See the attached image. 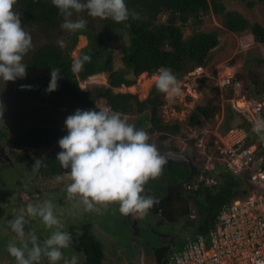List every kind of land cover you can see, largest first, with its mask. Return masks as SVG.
Masks as SVG:
<instances>
[{"label":"trees","instance_id":"16d2710c","mask_svg":"<svg viewBox=\"0 0 264 264\" xmlns=\"http://www.w3.org/2000/svg\"><path fill=\"white\" fill-rule=\"evenodd\" d=\"M225 1L227 0H126L130 9L127 20L117 22L111 18L99 17V24L95 25L92 23L93 20L88 18L97 17L89 16L87 10H83L79 13L74 12L72 19L83 16L87 20L86 26L71 31L61 28L64 17L52 0H16L14 6L20 8L26 23L40 26L46 40L29 50V55L24 59L27 64L26 75L13 80L9 95L19 102L38 103L41 107L50 109L64 107L67 115L77 108L98 110V107H107L119 111L122 118L123 115L135 116L136 120L133 123L137 127H142L147 132H157L160 139L168 138L170 134L179 132L181 121L164 119L165 92L159 90L155 82L142 99L135 92L115 88L122 84L132 85L140 73L150 74L161 65L169 66L178 79L197 65L205 66L212 58L211 50L219 43L216 31H204L201 27L203 17L210 13L220 16L221 24L226 29L236 33L249 31L254 42L264 46V13L260 21L250 22L239 11L227 9ZM238 1L247 8H252L259 2L264 8V0ZM162 13H165V19L160 21ZM190 21L192 32L184 37L183 28ZM79 35L86 37V44L78 49L77 57L83 52H88L92 58L84 64L81 71L74 72L71 68L74 61L72 51ZM118 40H121L119 45ZM116 49L121 50V67H114ZM238 59L240 56L235 55L230 63L235 65ZM51 67H59L61 73L57 88L46 91ZM98 73L106 75L107 83H97L84 89L79 87L80 81ZM197 80L202 82L204 79L199 77ZM236 80L249 82L248 86L255 96L264 93V87H258L257 80H249L240 72L235 73L231 79ZM227 92L226 98L233 94V89L229 87ZM40 108L35 110L36 120L25 117L24 123L13 127V135L9 140L12 147L19 150L16 158L29 161L30 164L35 161V153L44 147L52 146L47 157L39 165V172L45 177L62 175L67 169L61 167L56 154L61 150L58 139L67 133V128L65 123H62L63 120L50 119L49 114ZM220 108L222 106L216 103L214 98L198 101L185 122L191 126L200 125L204 120L211 119ZM227 109L229 110V107ZM234 126L246 130V144L264 140L243 118L241 123L228 126L227 129ZM219 174V182L216 185L211 187L199 183L196 188H191L185 207L180 211L181 216L190 213L188 203L190 196L196 197L199 202L203 198L210 205L217 201L220 206L226 199H231L230 196L235 191H240L243 195L247 193L245 186H240V177L239 179L237 175L229 172ZM190 180L192 181V178ZM214 217L211 215L210 222H207L208 226L204 225L200 229H208ZM84 226L85 234L70 242L78 252L77 264H106L103 244L91 233L89 224ZM70 228L74 230L72 226Z\"/></svg>","mask_w":264,"mask_h":264},{"label":"rangeland","instance_id":"374dc122","mask_svg":"<svg viewBox=\"0 0 264 264\" xmlns=\"http://www.w3.org/2000/svg\"><path fill=\"white\" fill-rule=\"evenodd\" d=\"M225 5L227 9L239 11L250 22L260 21L264 13L262 3L259 2L252 8H247L238 0H227L225 1ZM15 8L21 13L20 19L23 27L26 31L31 33L32 48L43 43L46 39H44L42 35L40 26H32L26 23L20 8ZM88 19L93 20L92 23L95 25L99 24V17ZM164 19L165 13H162L159 20L163 21ZM190 23L191 21L183 28L184 37L192 32ZM201 27L204 31H216L218 33L219 43L211 50L212 58L203 67V71L200 75L195 74L188 76L186 73L178 79L181 87V91L178 94L165 92L164 99L166 103L163 106V117L165 120L178 119L181 121L179 132L172 135L170 134L168 137L169 139L166 138V141H169L171 144H177L178 146H176L178 149L190 150L195 165L199 166L198 168L202 173L209 175L211 174L210 172H212L217 184L219 182V173L222 172L227 174V171L221 168V164L214 157L215 140L218 139L219 135L224 134L228 126H233L242 122L241 115L238 114L229 101L233 94L226 98L229 87L220 89L219 86H217V80L223 79L224 77H233L235 73L240 72L249 80H257L258 87L260 86V88H263L264 46L254 42L253 36L249 31L236 33L226 29L221 24V17L213 13L203 17V24ZM120 42L121 40H118L117 44L119 45ZM85 44L86 37L84 35H79L77 44L72 51L74 59L77 57L78 49ZM120 51V49L114 51V67L122 66ZM29 53L28 51L24 55V59ZM235 55H239L240 59L237 60V64L232 65L230 60ZM199 77H202L204 80L198 82L197 78ZM153 81H155V76L153 74L149 76L145 75V73L141 74L138 76L135 82L136 84L128 88L127 91L137 93L138 97L142 99L145 97L151 84L154 83ZM238 81H240L238 89H241L249 95H254L248 86L249 82L247 83L246 80ZM12 83L13 80L6 82L0 80V101H3L5 106L2 117L3 121H0V141L11 158V162L5 160L0 161V264H16L15 257L9 253L7 246L10 241H16L17 243L19 241L16 233L11 230L7 221L24 209L28 202L51 199L54 202L57 215L62 219L65 226H69L73 217H80L83 211L81 206L83 204H80V202L77 201L78 199L75 197L71 199L67 198L64 187V185L69 182L67 177L62 181H57L55 179L57 175L54 177H45L40 174L39 167L34 168L37 158L40 159V164H42V159L44 157L42 152L50 151L52 146H49V149L44 148V150L41 149L39 152L35 153L36 158L33 164H30L29 161H21L16 158V154L19 150H15L9 140L13 135L12 129L13 127H18L19 123H24L25 117H28L30 120H36L35 110L39 109L41 105L38 103L29 104L27 102H19L18 100L12 99L9 95ZM97 83H107L106 75L102 73L93 77H88L86 80L80 81L79 87L84 89ZM121 88H123V86H121ZM211 98H214V101L219 103L222 108H220L211 119L204 120L200 125L191 126L186 124L185 120L194 105L198 101ZM177 106L179 108H177ZM227 107H229V110ZM41 108L49 114L50 119L57 120V118H60L63 120L62 123H64V119L67 116V113L64 112V107L50 109L42 106ZM123 118L129 122H134L136 120L135 116L130 117L128 115H123ZM151 135L150 139L153 140L157 138L158 133L153 132ZM150 139L149 142L151 141ZM212 163H214L213 165H217L216 170L210 172L207 170L204 171V166L209 167L208 164ZM240 181V186L244 187V183L242 180ZM216 184L214 183L213 185ZM213 185L211 184L208 186L212 187ZM241 197H243V194L240 191H235L230 196L231 199ZM200 202L196 197L193 198L190 196L188 202L190 206L189 215L185 214L181 216L174 224L166 223L165 229L174 235V242L170 243L172 246L171 249L179 248L180 244L188 237H194L198 233H204L207 229L201 230L200 227L208 224L207 222L210 220V216H215L219 210L218 208H220L222 204L221 203L219 206V202L216 201L210 205L203 198L200 199ZM112 203L113 202H110L106 206L104 204L99 205L97 210H90L87 214L83 215L92 223L93 232L98 238L101 239L106 237L104 240L102 239L106 247V252L112 248V242L116 241L113 236H116L120 242L126 244L130 236L129 226L115 213ZM28 219L29 224L25 225V228L34 229L41 240L46 238L52 231V229L46 227L38 217H29ZM79 221H83V218L80 217L79 220H76V222ZM69 249L71 248L62 249L65 257H70L75 253L74 251H68ZM147 254L149 256L151 255L148 252ZM114 263L121 264V261L108 260V264ZM39 264H49V262L47 258L44 257L39 261ZM57 264H62V260L57 261Z\"/></svg>","mask_w":264,"mask_h":264},{"label":"clouds","instance_id":"9594fccd","mask_svg":"<svg viewBox=\"0 0 264 264\" xmlns=\"http://www.w3.org/2000/svg\"><path fill=\"white\" fill-rule=\"evenodd\" d=\"M52 3L64 17L61 28L71 31L83 29L87 24L83 16L72 19L74 12L87 10L89 16L111 18L117 22L127 20L130 15L126 0H52ZM15 4L16 0H0V80L4 82L26 75L24 55L32 48L31 33L23 27L21 13ZM91 58L88 52L81 53L74 59L72 71H81ZM60 73L59 67L50 68L46 91L57 88ZM142 73L153 74L155 86L163 92L178 94L181 91L178 77L169 66L161 65L150 74ZM99 74L102 73L88 77ZM134 84H122L124 89L119 86L115 90L127 91ZM4 107L0 101V121H3ZM64 123L67 133L58 139L61 150L56 159L67 171L55 179L62 181L67 177L69 182L64 185L67 198L78 199L85 211L95 209L97 204L106 206L110 202H118V210L123 215L134 212L141 217L146 215L156 200L146 193L145 184L149 178L160 175L167 162L157 146L149 142V133L122 118L119 111L107 107H98V110L77 108L66 116ZM252 130L264 138V114L256 115ZM40 162L37 158L34 168H38ZM210 173L209 176H213ZM29 217H38L52 229L50 234L41 240L34 229H26ZM7 223L19 241H10L7 246L16 264H36L44 257L49 264H57L61 260L62 264H77L79 257L75 253L65 257L62 251L70 246L72 234L65 229L51 199L28 202Z\"/></svg>","mask_w":264,"mask_h":264},{"label":"built area","instance_id":"2783aa9c","mask_svg":"<svg viewBox=\"0 0 264 264\" xmlns=\"http://www.w3.org/2000/svg\"><path fill=\"white\" fill-rule=\"evenodd\" d=\"M202 71L197 66L187 75ZM217 86L233 88L229 101L251 127L256 115L264 114V93L249 95L231 77L218 79ZM246 137L243 127L227 129L215 140L213 153L222 169L241 178L247 193L223 201L211 226L171 249L163 264H264V140L246 144ZM213 164L208 165L216 170ZM195 180L194 188L203 182L216 183L213 176L202 173Z\"/></svg>","mask_w":264,"mask_h":264},{"label":"flooded vegetation","instance_id":"af4514ba","mask_svg":"<svg viewBox=\"0 0 264 264\" xmlns=\"http://www.w3.org/2000/svg\"><path fill=\"white\" fill-rule=\"evenodd\" d=\"M151 134L150 132L149 139L152 136ZM166 140V138L160 139L157 136V138L150 141L157 146L161 154L165 156L167 162L163 166L160 175L155 178H149L146 182V193L152 195L156 200L147 214L142 217L135 212L123 215L118 210V202L112 203L115 213L129 226L130 236L127 244L120 242L116 236H113L116 239V243L112 242V248L106 252L105 244L102 241L106 237L101 236L103 238L100 239L93 232L92 223L83 216L89 212L84 210L83 205H81L83 211L80 216L83 218V221L76 222L80 217H73L69 226L64 225L65 229L72 234L73 240L74 238L79 239L80 236L84 235V225L89 224L91 233L103 244L106 264H108V260H120L121 264H163L165 257L171 250L172 246L170 243L174 242V235L165 229V226L167 224H174V222H177L181 218L180 211L185 207L186 199L191 194L192 185L188 186V184L195 183V177L202 172L199 170V166L195 165L190 150L178 149L177 144H171ZM44 148L49 149V147ZM48 152H42L44 156L42 160L47 157ZM6 154L8 155L6 148L0 141V161L11 162V158L7 159ZM8 157L10 156L8 155ZM208 168L204 166V171L207 170L209 172L213 167L210 166ZM196 172H199V174L196 175ZM190 178H192V181ZM172 202L173 204L171 205ZM80 204L82 203L80 202ZM99 205L102 204H98L93 210H97ZM71 226L74 229L73 231L70 228ZM69 247L71 249L68 251H74L76 255L78 254L73 245ZM147 252L151 255L149 256Z\"/></svg>","mask_w":264,"mask_h":264},{"label":"water","instance_id":"95a60500","mask_svg":"<svg viewBox=\"0 0 264 264\" xmlns=\"http://www.w3.org/2000/svg\"><path fill=\"white\" fill-rule=\"evenodd\" d=\"M1 149L3 150V148L1 147ZM6 157H7V159H9L10 157H8V155L6 154Z\"/></svg>","mask_w":264,"mask_h":264},{"label":"bare ground","instance_id":"6f19581e","mask_svg":"<svg viewBox=\"0 0 264 264\" xmlns=\"http://www.w3.org/2000/svg\"><path fill=\"white\" fill-rule=\"evenodd\" d=\"M263 18V17H262ZM142 74H144V73H142ZM191 78V77H190ZM187 80V79H186ZM243 81V80H242ZM214 86V85H213ZM225 101V100H224ZM231 113V112H230Z\"/></svg>","mask_w":264,"mask_h":264}]
</instances>
